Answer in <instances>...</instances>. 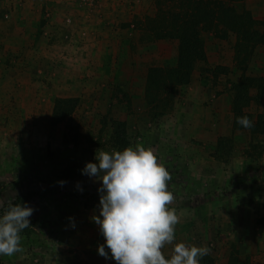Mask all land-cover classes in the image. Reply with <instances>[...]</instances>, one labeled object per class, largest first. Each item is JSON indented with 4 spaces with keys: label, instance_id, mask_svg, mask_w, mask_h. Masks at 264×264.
I'll return each mask as SVG.
<instances>
[{
    "label": "rangeland",
    "instance_id": "1",
    "mask_svg": "<svg viewBox=\"0 0 264 264\" xmlns=\"http://www.w3.org/2000/svg\"><path fill=\"white\" fill-rule=\"evenodd\" d=\"M263 4L246 1L257 25ZM157 11V0H0V212L28 193L33 209L22 250L2 264H117L98 253L101 181L81 171L96 151L118 150L117 121L171 176L179 222L166 259L183 242L210 249L200 264H264V83L238 115L232 107L235 82L264 77V43L236 58V36L210 31L207 58L176 71L180 40L173 25L154 36L165 30ZM58 97L79 99L60 120Z\"/></svg>",
    "mask_w": 264,
    "mask_h": 264
},
{
    "label": "clouds",
    "instance_id": "2",
    "mask_svg": "<svg viewBox=\"0 0 264 264\" xmlns=\"http://www.w3.org/2000/svg\"><path fill=\"white\" fill-rule=\"evenodd\" d=\"M237 123L246 129L253 127L247 116L238 117ZM81 171L101 181L99 215L93 217L105 238L99 255L108 258L107 247L117 264H200L209 253L206 246L180 242L170 258L162 254L164 245L175 239L179 218L169 207L174 199L167 184L169 171L150 148L138 143L122 151H96L94 162H87ZM32 212L22 203L10 205L0 215V255L12 256L22 250L21 233L29 227Z\"/></svg>",
    "mask_w": 264,
    "mask_h": 264
},
{
    "label": "trees",
    "instance_id": "3",
    "mask_svg": "<svg viewBox=\"0 0 264 264\" xmlns=\"http://www.w3.org/2000/svg\"><path fill=\"white\" fill-rule=\"evenodd\" d=\"M180 2V10L172 12L165 10L160 0H157L158 11L153 18L154 21H162L163 29L154 31V36L157 38L163 37L169 32V25H173L172 31L176 38L180 40L177 57L176 71L185 65L190 68L191 63L196 58L206 59V52L204 49L205 39L204 34L213 31L221 38H228L230 35L236 36L235 50L236 58L240 57L243 48L250 47L251 52L255 48L264 43V4L263 15L261 22L257 25V18L246 5L247 0H176ZM260 21V20H259ZM261 27V28H257ZM155 27V26H153ZM164 31V32H163ZM159 69V67L152 68L151 70ZM189 80V74H181L178 78L179 82ZM264 83V77L244 76L234 83V96L232 100V107L236 109L238 115L239 108L245 103L244 97H251L250 90L254 85L259 82ZM78 97H58L55 99L53 118L56 120L63 119L68 115V106L75 107L78 103ZM248 103V102H247ZM247 105V104H246ZM114 145L119 151L130 145L128 132L125 124L117 121L113 129ZM61 176L70 179L76 174L74 168H61ZM31 198V193L27 195H18L11 203L6 204L0 212L3 215L10 205L13 204H28ZM24 229L22 233L27 230ZM21 233V234H22ZM0 264H2L0 260Z\"/></svg>",
    "mask_w": 264,
    "mask_h": 264
}]
</instances>
